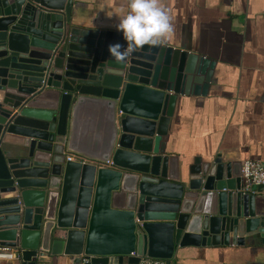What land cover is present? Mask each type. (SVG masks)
I'll list each match as a JSON object with an SVG mask.
<instances>
[{"label":"water","instance_id":"water-1","mask_svg":"<svg viewBox=\"0 0 264 264\" xmlns=\"http://www.w3.org/2000/svg\"><path fill=\"white\" fill-rule=\"evenodd\" d=\"M73 6L0 0V249L175 264L178 248L248 246L264 264V185L245 189L235 153L189 162L166 145L177 95L213 63L164 46L113 63L122 33L75 24Z\"/></svg>","mask_w":264,"mask_h":264},{"label":"crops","instance_id":"crops-1","mask_svg":"<svg viewBox=\"0 0 264 264\" xmlns=\"http://www.w3.org/2000/svg\"><path fill=\"white\" fill-rule=\"evenodd\" d=\"M162 2L175 29L163 46L213 63L209 81H204L202 63L191 75L203 79L198 94L177 95L166 143L170 154L204 162L232 152L241 162L264 164V0ZM121 6L126 0H74L73 20L81 27L118 31ZM174 263L263 264L248 246L178 248Z\"/></svg>","mask_w":264,"mask_h":264},{"label":"clouds","instance_id":"clouds-1","mask_svg":"<svg viewBox=\"0 0 264 264\" xmlns=\"http://www.w3.org/2000/svg\"><path fill=\"white\" fill-rule=\"evenodd\" d=\"M120 19L116 25L122 33L126 47L110 45L108 52L112 62L125 63L135 52L147 47L168 44L174 37V25L162 0H126V7L118 8ZM252 165L244 166L245 175H253ZM259 176V173L256 174Z\"/></svg>","mask_w":264,"mask_h":264},{"label":"built area","instance_id":"built-area-1","mask_svg":"<svg viewBox=\"0 0 264 264\" xmlns=\"http://www.w3.org/2000/svg\"><path fill=\"white\" fill-rule=\"evenodd\" d=\"M73 159L72 156L67 157V161H71ZM106 165H110V161L105 163ZM246 164L252 165L251 171L253 172V175H245L244 174V166ZM259 173V176L256 174ZM241 178L245 184V189H250L252 186L257 185H264V164H262L258 160H246L241 163ZM0 259H6V260H14L19 261L18 258L15 256L13 251L7 250V249H0ZM138 264H168L164 260L159 259H152L148 257H142Z\"/></svg>","mask_w":264,"mask_h":264}]
</instances>
